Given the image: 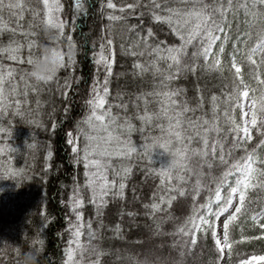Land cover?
Returning <instances> with one entry per match:
<instances>
[{"label": "snow or ice", "instance_id": "snow-or-ice-1", "mask_svg": "<svg viewBox=\"0 0 264 264\" xmlns=\"http://www.w3.org/2000/svg\"><path fill=\"white\" fill-rule=\"evenodd\" d=\"M99 11L108 23L101 25L102 35L97 42L92 41L91 61L96 68L85 101V114L76 123L74 131L67 133L68 143L75 154L73 162L84 165L83 185L73 184L71 198L68 201L74 220L68 223L70 238L63 249V264H101V257L107 250L93 243L96 230L92 227L91 218L82 219V206L88 202L95 206L97 215L100 209L108 204V198H123L130 165L125 160L137 153L131 133L147 131L143 136L144 143L139 147L144 155L151 159L155 146H160L170 153V161L159 168L149 169L158 175L157 190L152 192L151 203L145 204L154 215L156 211H165L177 196L191 199L190 212L183 224L175 232L184 236L189 249L197 241V232L205 235L210 232L214 238L215 248L220 255L227 246L231 259L235 241L230 236V224L237 216L246 213L247 196L251 189L264 188V158L258 151L264 148V0H98ZM65 5L63 0H0V13L5 9L16 19L15 26L0 15V118L24 117L25 109L29 113L34 104L40 110L42 101L40 93L58 92L67 97L72 89L71 74L61 78L58 73L75 68L77 44L71 32H66L69 21L63 17ZM72 21L78 14L87 13L86 0H74ZM243 12L244 30L236 29V39L232 41L233 49L228 53L230 69L234 70L232 91L218 97L215 93L209 98V108L204 110V98L197 92V103L190 105L183 87H176L173 81L182 72H195L198 62L209 69L222 70V56L232 29V19L239 20ZM25 12L32 19L24 27L22 20ZM147 15L149 25L144 26L143 17ZM129 17L140 19V25H128L129 31L144 26L143 33L136 32L135 40L127 47V54L133 57H149L146 60L134 59L133 69L137 75L152 76V87L134 94L130 100L133 112L127 111L129 101L119 103L109 101V82L113 74L114 35L117 22H127ZM36 21V23H34ZM152 23L167 26L173 42L156 39ZM45 31L54 30L50 37L54 43L41 46L38 44L37 27ZM5 33H10L4 39ZM21 37L18 39L17 37ZM67 41V51L62 47ZM124 51V45H121ZM191 57V62L186 59ZM239 57V59H238ZM49 62L46 72H38L35 65L41 60ZM5 61H8L7 63ZM247 65L258 88L245 82L242 67ZM101 71L103 79H100ZM81 77L76 76L79 81ZM54 83V87H51ZM259 91V96L256 93ZM252 94L251 113L244 110V97ZM123 96V93H117ZM35 96V100L30 99ZM223 104V107L221 105ZM239 108V119L236 109ZM257 107L261 115L258 117ZM119 109L121 111H114ZM69 110L65 106V112ZM54 111V109H53ZM138 121L139 123H134ZM40 121L33 116L31 123ZM55 124L52 125L55 128ZM153 129L156 133L152 134ZM253 129L260 134L253 147ZM9 129L0 125V133ZM231 135V143L226 142ZM150 141V142H149ZM8 146L0 145V158H3L4 175L18 176L24 172L10 166L11 156H3ZM240 154L236 155L235 150ZM53 155L51 148L46 158ZM115 160V162H114ZM45 163V167H47ZM219 167V174L213 169ZM88 192L85 200L81 189ZM223 190V194H222ZM199 198V199H197ZM235 203V211L223 221L222 233L218 234L214 217L230 210ZM132 215V213H130ZM264 205L259 212L252 211L251 219L260 229L264 238ZM167 219V217L165 218ZM159 232L160 225L156 226ZM119 235L120 226L114 228ZM86 235V239L82 236ZM221 235L223 242L221 241ZM190 237V239H188ZM251 236L241 234L239 241H249ZM40 244L44 241L33 240ZM85 252L89 257L85 259ZM183 255V251H181ZM243 255V254H238ZM133 264H152L145 258L137 260L131 257ZM264 260V255L238 259L237 264H251L252 260Z\"/></svg>", "mask_w": 264, "mask_h": 264}, {"label": "trees", "instance_id": "trees-1", "mask_svg": "<svg viewBox=\"0 0 264 264\" xmlns=\"http://www.w3.org/2000/svg\"><path fill=\"white\" fill-rule=\"evenodd\" d=\"M5 2L7 3V0ZM73 2L74 0H63L65 5L63 17L69 21L66 32L72 33L77 44L75 54L78 63L75 68L61 70L58 73L61 83L66 75L71 74L73 77L72 89L68 91L67 97H62L55 91H44L40 93L41 100L45 101L40 110L32 104L31 113L25 109V116L22 118L18 116L0 118V125L9 129L8 132L0 133V145L8 146L3 156L12 157L8 162L11 167L24 170L15 177L4 175L5 164L3 158H0V264H16L18 257L11 249L18 248L24 251L29 247L40 248V244L32 243L33 240L40 239L44 244L37 257V264H63L65 258L63 249L70 238L68 223L74 220V213L68 201L71 198L74 182L83 185L85 179L83 163L73 162L75 154L68 143L67 133L75 130L77 121L87 109L85 101L88 99L92 77L96 72L91 61L92 41H99L102 35L101 25L108 23L106 17L99 11L98 0H86L87 13L78 14L73 27L71 7ZM116 2L119 3L120 0ZM31 3L35 4L36 0H31ZM0 15L10 21L11 26H15L16 19L7 9ZM30 19H32L30 14L25 12L22 20L24 27H27ZM230 19H232V29L222 56V70L206 68L203 62L199 61L194 73L182 72L173 81L174 86L185 89L182 96L186 95L190 105L197 103V92L203 96V108L207 110L209 98L213 93L222 98L224 93L232 91L234 70L230 69L228 53L233 49L232 41L236 39L237 27L239 26L241 31L244 30L243 12L241 11L239 20L232 17ZM143 20L144 26L149 25L147 15ZM133 23L140 25V19L129 17L127 22H117L114 27L115 55L113 74L109 82V101L116 100L119 103L129 101L127 109L129 113L133 112L130 100L134 94L153 86L150 74L140 76L133 69V60H146L149 58L147 54L143 57L127 54V47L134 42L136 32L143 33L144 29V26H140L134 31H129L128 25ZM151 26L156 33V39L173 42L166 25L152 23ZM33 31L38 33L35 39L39 45L47 46L54 43L50 39L54 30L45 31L41 26ZM8 35L10 33H5V40ZM66 45L65 40L62 44L65 51H67ZM121 45H124V51L121 50ZM185 62L190 63L191 57ZM242 74L245 82L251 87H259L247 65L242 67ZM261 74L264 75V67L261 68ZM76 76L81 79L76 81ZM100 79H103L102 71ZM51 87H54V83ZM117 93H123V96H118ZM249 95L252 99V94ZM256 95L259 96V91ZM30 99L35 100V96H30ZM66 105L69 108L67 112H65ZM114 111L121 110L114 108ZM239 112L237 107L235 113L237 119ZM257 113L259 117L261 113L258 107ZM33 116L40 122L31 123ZM134 123L139 122L134 121ZM53 124L56 125L55 128L52 127ZM156 131L153 129L152 134ZM148 135L147 131L139 130L131 133L138 151L125 160V163L130 165L131 172L126 180L124 197L115 199L109 197L108 204L100 209V215H97V210L91 203L86 202L81 208L82 219L86 222L91 218L92 227L96 230L93 243L107 250L101 257V264H133L132 256L137 260L147 258L152 264H221L222 256L215 248L214 238L210 232L203 236L197 232V241L191 249L185 243L186 238L175 232L190 212L189 197L177 196L165 211L158 210L154 215H147L151 209L146 208L145 204L151 203L152 192L157 190L159 184L158 175L149 172V169L162 167L170 161V153L158 146L151 153V159L144 155V150L139 146L144 143L142 137ZM259 139L260 134L253 129V141H249L248 146L253 147ZM228 143H231L230 134L226 146ZM49 148L53 155L51 158H46ZM258 151L264 158V148ZM235 154L239 155L240 150H235ZM213 172L218 175L220 168H214ZM81 190L87 201V190L83 188ZM247 200L246 213L238 215L236 221L230 224V236L235 243L231 259L227 252L222 264H237L238 259H245L251 255H264V238L259 235L258 224L251 219L252 211L259 212L260 207L264 205V188L249 190ZM259 222L264 223V217H260ZM117 224L120 226L119 235L114 232ZM157 225H160L159 232L156 230ZM241 234L251 236L253 239L239 241ZM86 238V235L82 236V239ZM89 258L95 259L85 252V259ZM254 264H264V260Z\"/></svg>", "mask_w": 264, "mask_h": 264}, {"label": "clouds", "instance_id": "clouds-1", "mask_svg": "<svg viewBox=\"0 0 264 264\" xmlns=\"http://www.w3.org/2000/svg\"><path fill=\"white\" fill-rule=\"evenodd\" d=\"M48 68H49V62L44 59H41L35 65V70L41 73L46 72ZM156 147L157 146L154 147L153 151L156 149ZM11 251L15 254V256L18 257L16 264H37V257L41 250L36 247H29V249L24 251H20L18 248H12Z\"/></svg>", "mask_w": 264, "mask_h": 264}, {"label": "rangeland", "instance_id": "rangeland-1", "mask_svg": "<svg viewBox=\"0 0 264 264\" xmlns=\"http://www.w3.org/2000/svg\"><path fill=\"white\" fill-rule=\"evenodd\" d=\"M243 100H244V110L246 113L249 114L248 118H250V113H251V104H250L251 97H250V95L247 97H244ZM237 202H238V200H234L233 206H230V210H227L226 213H221L218 217L215 218V225L214 226L216 227L218 234L222 233L223 221L227 218V215L231 214L232 211H235L234 205ZM221 237H222V235H221ZM221 241H222V238H221ZM226 254H227V246L225 247L224 254L222 255L221 264L223 263V260L225 259ZM252 256H261V255H251L250 257H252ZM259 261H261V260H259V259L252 260L251 264H254V263L259 262Z\"/></svg>", "mask_w": 264, "mask_h": 264}, {"label": "bare ground", "instance_id": "bare-ground-1", "mask_svg": "<svg viewBox=\"0 0 264 264\" xmlns=\"http://www.w3.org/2000/svg\"><path fill=\"white\" fill-rule=\"evenodd\" d=\"M222 238V237H221ZM222 242H223V239H222Z\"/></svg>", "mask_w": 264, "mask_h": 264}]
</instances>
